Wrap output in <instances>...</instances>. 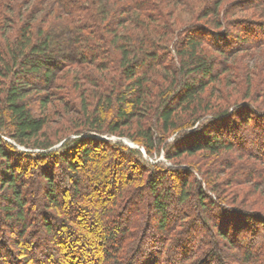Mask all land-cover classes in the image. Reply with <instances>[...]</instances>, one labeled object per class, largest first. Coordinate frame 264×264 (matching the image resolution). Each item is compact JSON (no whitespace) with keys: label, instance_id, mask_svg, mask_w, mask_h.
<instances>
[{"label":"trees","instance_id":"16d2710c","mask_svg":"<svg viewBox=\"0 0 264 264\" xmlns=\"http://www.w3.org/2000/svg\"><path fill=\"white\" fill-rule=\"evenodd\" d=\"M16 1L17 21L0 15V264H264V0ZM65 62L101 91L52 149L39 92Z\"/></svg>","mask_w":264,"mask_h":264},{"label":"rangeland","instance_id":"374dc122","mask_svg":"<svg viewBox=\"0 0 264 264\" xmlns=\"http://www.w3.org/2000/svg\"><path fill=\"white\" fill-rule=\"evenodd\" d=\"M16 2L18 3L19 7L18 6L16 8L13 7V9L18 10V8L22 6V2L21 0H17ZM11 3L14 4L15 2H13V0H4L3 6L2 7L0 6V15L1 13L3 15H9L11 16V18L16 20L18 16H15L14 12L9 10L8 5H7ZM24 7L25 5L22 6V9H24ZM177 15L182 21H187L190 19V11L186 8L178 9ZM240 15L241 16L246 15L250 17V14L248 12H245V13L241 12ZM15 24L16 22L12 23L11 26L13 27ZM7 34H10V33L8 32ZM249 63L250 65H252L253 62L251 61ZM87 73L91 74L93 72L91 71L90 67L86 66V64L76 63V62H71V63L65 62L63 63V65L60 66V70L56 77V82H54V84L52 85L44 86V90L39 92V95H42L45 93L46 95L49 94L50 96V102L47 104L46 108L44 109V113H42V115H44V117L46 118V125H45L46 137L51 138L52 141H54L52 149H57L59 145L64 141L65 138L76 137L77 133L74 132L73 129L78 130L81 127L80 125H82V121H83L81 116L78 113V108L80 107L81 94L84 93V95H86L88 99H92L93 96H91V94L98 93L96 94L95 97L98 98L99 96V92L101 91L100 88L96 87L92 81H89V79H87V76H86ZM92 77L98 78V77H101V75H99L98 73H95L94 75H92ZM76 80L78 81V83H76ZM99 80L101 82V78ZM104 83L105 85H107L106 80H104ZM41 89H43V87ZM37 95L38 93L35 95V97L32 96L33 98L32 105L34 106V108L38 107L39 98ZM80 136L81 138H86V139L89 137H94L97 139L109 140L111 142L122 141L125 144L134 146L133 141L129 140L126 137L89 134L88 132L81 133ZM2 137L6 141L12 142L16 146H18L15 142H13L9 138L7 134L5 133L2 134ZM142 152L145 154L144 150ZM104 154L106 155V152L105 150L102 149V150L96 151V153H91V156L96 157V159H99V158H102ZM201 156L203 157L204 154H202ZM124 163H125L123 164L124 167H122L119 171V175H120L119 180H121L120 182H122L123 184L126 183L127 181L126 175H128L130 171L135 173V172H138L139 170L138 168H134V166H131L132 162L128 158ZM121 164L122 163H119V165ZM90 169H94V167L91 166ZM26 177H30V176L27 175ZM36 192L37 190L32 192L33 196L35 195L36 197H38V199H40V194H36ZM176 192L177 191L174 190L175 194ZM188 209L190 208L189 207L185 208L186 211H189ZM2 215L3 214L0 211V218L2 217ZM2 227H3L4 232L0 229V231H2L0 232V235H2L3 233L6 234L10 232L9 229L11 228H8L4 224H1V221H0V228Z\"/></svg>","mask_w":264,"mask_h":264}]
</instances>
